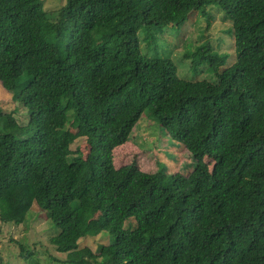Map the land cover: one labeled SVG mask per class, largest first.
<instances>
[{
    "label": "trees",
    "instance_id": "1",
    "mask_svg": "<svg viewBox=\"0 0 264 264\" xmlns=\"http://www.w3.org/2000/svg\"><path fill=\"white\" fill-rule=\"evenodd\" d=\"M213 8L234 60L198 44L185 56L217 80L181 78L159 34ZM0 82L29 115L0 108L1 222L35 203L65 264H264V0H66L55 14L0 0ZM143 112L186 148L187 174L113 168ZM79 135L85 156L70 149ZM88 218L104 225L98 253L79 244Z\"/></svg>",
    "mask_w": 264,
    "mask_h": 264
},
{
    "label": "rangeland",
    "instance_id": "2",
    "mask_svg": "<svg viewBox=\"0 0 264 264\" xmlns=\"http://www.w3.org/2000/svg\"><path fill=\"white\" fill-rule=\"evenodd\" d=\"M43 8L50 14H55L66 0H42ZM231 23L222 12L211 9V19L207 22L197 11H193L184 24L176 29L166 26L159 34L157 51L170 58L177 68L179 77L187 80H209L216 82V76L201 65L196 70L191 67V60L185 56L186 51H194L198 44L209 42L213 49L227 53V63L234 60V43L232 34L228 33ZM151 53V52H149ZM0 108L13 111L14 118L21 125L28 120L27 109L4 89L0 82ZM71 112L65 128L72 133L77 129L73 125ZM86 137L79 135L70 145L71 151L81 149L83 156L88 151ZM111 163L114 169L135 163L142 172L153 173L158 170L166 172L180 171L187 174L192 170L193 162L183 145L170 140L150 115L143 112L135 123L128 139L110 150ZM210 169L212 161L205 160ZM185 162L191 167L183 168ZM52 225V224H51ZM45 212L32 203L30 212L21 224L4 223L0 221V264H65V254L57 252L49 238L58 232L56 226H51ZM103 223L95 218L83 222V237L80 246H88L95 253L106 243L107 237ZM21 245L33 252L24 257L21 255ZM24 249V250H25Z\"/></svg>",
    "mask_w": 264,
    "mask_h": 264
}]
</instances>
